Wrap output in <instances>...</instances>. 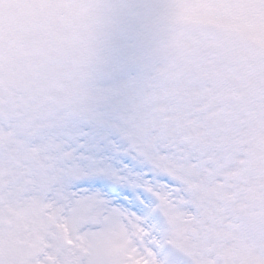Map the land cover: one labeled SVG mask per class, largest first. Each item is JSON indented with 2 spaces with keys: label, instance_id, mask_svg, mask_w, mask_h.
<instances>
[{
  "label": "snow or ice",
  "instance_id": "obj_1",
  "mask_svg": "<svg viewBox=\"0 0 264 264\" xmlns=\"http://www.w3.org/2000/svg\"><path fill=\"white\" fill-rule=\"evenodd\" d=\"M82 3L103 22V44L76 95L43 104L0 89V134L23 138L61 219L90 198L123 214L132 235L111 264H264V62L243 58L240 37L170 29L166 3ZM11 151L0 147V170Z\"/></svg>",
  "mask_w": 264,
  "mask_h": 264
},
{
  "label": "rangeland",
  "instance_id": "obj_2",
  "mask_svg": "<svg viewBox=\"0 0 264 264\" xmlns=\"http://www.w3.org/2000/svg\"><path fill=\"white\" fill-rule=\"evenodd\" d=\"M108 3H166L162 22L170 29H200L240 37L243 56L257 67L264 62V0H105ZM82 0H0V89L6 99L24 95L43 104L70 102L74 83L91 53L102 46L101 20ZM128 73L116 81L127 79ZM253 87L257 85L253 84ZM11 144L12 167L0 170V234L6 255L19 264H104L123 255L131 239L129 222L117 210L105 215L102 201H76L67 219L46 199L49 180L37 186L26 158L27 146L15 132L0 134ZM61 202L65 197L59 193ZM86 207L87 212L79 209ZM59 223V226H58ZM99 225L85 231V225ZM71 235V239L68 236ZM46 254V255H45ZM243 262L246 257L240 256Z\"/></svg>",
  "mask_w": 264,
  "mask_h": 264
},
{
  "label": "trees",
  "instance_id": "obj_3",
  "mask_svg": "<svg viewBox=\"0 0 264 264\" xmlns=\"http://www.w3.org/2000/svg\"><path fill=\"white\" fill-rule=\"evenodd\" d=\"M243 58H244L247 62L249 61L247 57L243 56Z\"/></svg>",
  "mask_w": 264,
  "mask_h": 264
}]
</instances>
